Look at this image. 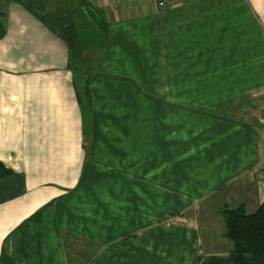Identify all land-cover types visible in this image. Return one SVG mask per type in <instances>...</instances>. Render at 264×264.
I'll list each match as a JSON object with an SVG mask.
<instances>
[{"label":"crops","instance_id":"1","mask_svg":"<svg viewBox=\"0 0 264 264\" xmlns=\"http://www.w3.org/2000/svg\"><path fill=\"white\" fill-rule=\"evenodd\" d=\"M159 1L0 0V264H200L264 203V0Z\"/></svg>","mask_w":264,"mask_h":264},{"label":"trees","instance_id":"2","mask_svg":"<svg viewBox=\"0 0 264 264\" xmlns=\"http://www.w3.org/2000/svg\"><path fill=\"white\" fill-rule=\"evenodd\" d=\"M26 7L45 25L55 26V30L61 34L69 48L71 59H74L73 50L77 47L79 49V46L70 15L67 12L62 15L51 13L40 15L33 9L35 7L32 4ZM87 13L91 15L90 12ZM1 18L0 14V37L3 35ZM87 93L89 94V91ZM9 173L0 162V176ZM222 215L224 237L232 244V249L227 257L212 256L200 264H264V203L253 213H247L241 205L237 208L224 209Z\"/></svg>","mask_w":264,"mask_h":264},{"label":"rangeland","instance_id":"3","mask_svg":"<svg viewBox=\"0 0 264 264\" xmlns=\"http://www.w3.org/2000/svg\"><path fill=\"white\" fill-rule=\"evenodd\" d=\"M80 18H77V20L74 22L75 23V27H76V31L78 32H81L80 35H87V40L90 42L91 40H93V42L90 44H94V50L93 52L90 53V55H86V57L83 59V54L80 53L81 51V48L82 50H84L85 48H83L81 45V47H78L75 48L73 51V56H74V59H73V65L75 67H78L80 68V70H77V76L81 77H86V76H89L91 74L94 73V71H96V67H98V65L100 66L101 63H100V59H101V54H100V47L103 46L105 44V36H104V32H101V33H98L96 32L97 34L95 35H92V34H89V33H82L81 30H86L87 29V21H85L83 18L82 21H79ZM84 28V29H82ZM79 33H77L78 35ZM87 51V48L85 49ZM84 50V52H85ZM82 52V51H81ZM83 72H86L87 75H82ZM83 109H84V112L86 114V111L89 110V106L87 105V102L84 103V106H83ZM213 222H216V220H214ZM218 223V222H217ZM219 228V227H218ZM221 230V229H219ZM219 232V231H217ZM219 235V233H218ZM230 243V242H229ZM231 244V243H230ZM232 245V244H231ZM220 249H225L227 247L225 246H220L219 247ZM205 261V260H204Z\"/></svg>","mask_w":264,"mask_h":264},{"label":"built area","instance_id":"4","mask_svg":"<svg viewBox=\"0 0 264 264\" xmlns=\"http://www.w3.org/2000/svg\"><path fill=\"white\" fill-rule=\"evenodd\" d=\"M157 6H158L159 8L162 9V8H164V7L166 6V2L163 1V0H160V1L157 3ZM176 220H179V218H178V217H171V218H169L168 220H166V221L164 222V225H165L166 227L170 228V227L175 223Z\"/></svg>","mask_w":264,"mask_h":264}]
</instances>
